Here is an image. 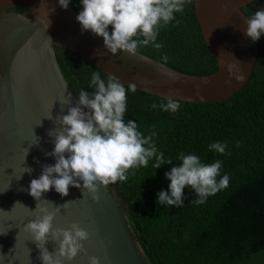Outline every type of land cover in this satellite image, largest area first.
<instances>
[{"label": "water", "instance_id": "95a60500", "mask_svg": "<svg viewBox=\"0 0 264 264\" xmlns=\"http://www.w3.org/2000/svg\"><path fill=\"white\" fill-rule=\"evenodd\" d=\"M253 1H193L217 68L207 74H187L139 51L111 54L103 37L90 30L82 32L78 12L70 3L64 9L58 0H0V264H43L32 234L24 231V225L36 218L37 200L29 194V185L39 178L42 165L55 164L54 156L45 155L54 149L48 132L59 129L56 116L61 111L67 114L79 98L57 62L55 47L74 52L142 92L184 102H218L237 92L252 73L258 40L246 36L247 17L241 8ZM19 7L25 10L18 11ZM25 148H30L26 158ZM27 167L31 173L25 172ZM82 191L69 186L68 195L61 196L53 187L39 201L54 202L48 205L50 211L70 201L56 213L53 228H68L75 222L89 233V239L82 242L84 251L63 264H89L91 256L98 257L100 264H156L114 184L99 187L98 201ZM17 201L23 205L14 207ZM45 247L54 252L58 243L49 236ZM235 264H264V248Z\"/></svg>", "mask_w": 264, "mask_h": 264}, {"label": "trees", "instance_id": "16d2710c", "mask_svg": "<svg viewBox=\"0 0 264 264\" xmlns=\"http://www.w3.org/2000/svg\"><path fill=\"white\" fill-rule=\"evenodd\" d=\"M193 1L159 29L156 42L162 44L160 49L149 44L137 51L183 73L215 71L217 64L204 42ZM69 3L78 13L82 10L81 0ZM262 8L264 0H255L241 10L248 18ZM55 55L62 72L78 91L83 89L91 95L93 72H99L107 83V74L74 52L59 46L55 47ZM162 102L166 103V98L129 90L124 120L135 121L144 136L155 132L153 141L158 151L172 163L155 169L156 160L152 158L146 167L130 169L126 180L114 184L154 262L235 264L264 248V34L258 40L250 77L233 95L210 103L179 100L176 112L151 107ZM215 142L227 145L223 154L209 151V145ZM181 152L195 154L203 163L221 161L217 180L227 174L228 186L202 204L194 203L198 197L190 186L183 190L181 206L159 204V192L169 190L170 180L165 173L182 162L177 159Z\"/></svg>", "mask_w": 264, "mask_h": 264}, {"label": "clouds", "instance_id": "9594fccd", "mask_svg": "<svg viewBox=\"0 0 264 264\" xmlns=\"http://www.w3.org/2000/svg\"><path fill=\"white\" fill-rule=\"evenodd\" d=\"M69 2L70 0H58L64 9L68 8ZM190 2L191 0H81L82 10L76 19L82 32L90 30L103 37L104 47L111 54L115 55L118 50H122L135 55L139 47L149 44L160 49L162 44L156 42L159 29L172 21L174 14L182 12L185 4ZM245 22L246 36L253 42L259 40L264 34V8L255 11ZM48 39L51 43V38ZM163 59L166 61L167 57ZM66 86L67 84L65 90ZM90 86L94 87L91 95L81 89L76 105L69 107L67 114L61 111L56 116L55 123L59 124V129H50L48 132L54 149L45 153L46 156H54L56 162L54 165H42L39 178L30 181L29 194L37 200L34 210L36 218L24 225V231L32 234L33 241L40 249L39 259L43 264H63L64 260H73L78 253L84 251L82 242L89 239L88 231L75 222L68 228H53L56 213L61 207L66 208L70 201L55 205V211H50L48 205H54V202L44 199V204L39 203L43 193L54 187L61 196H67L69 186H74L82 189L83 195L86 192L93 200L98 201L99 187L102 185L106 188L117 180H126L130 169L146 167L152 158L156 160L155 169L162 164L172 163L171 159H164L163 152L158 151L153 141L155 132L144 136L138 131L135 121L124 120L127 92H135V84H129L126 89L115 76L109 75L106 83L99 72H93ZM68 98H71L70 93ZM158 106L164 111L176 112L180 108V102L166 97V103L151 105L152 108ZM226 148L227 145L221 142L209 145V151L215 150L221 154ZM29 149H24V158ZM177 159L182 162L165 173L170 180L169 190L159 192V204L181 206L184 203L185 186H190L197 194L198 198L194 201L196 204L204 203L208 196L228 186L227 174L217 180L222 167L221 161L203 163L197 155H185L183 152ZM36 162L39 163L38 160ZM25 172L31 173L32 169L27 167ZM16 204L22 203L17 201L14 207ZM49 236L58 243L54 252H49L45 247ZM89 264H100V260L91 256Z\"/></svg>", "mask_w": 264, "mask_h": 264}]
</instances>
